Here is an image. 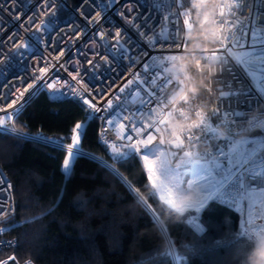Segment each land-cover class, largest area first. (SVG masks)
I'll use <instances>...</instances> for the list:
<instances>
[{"label": "snow or ice", "instance_id": "snow-or-ice-1", "mask_svg": "<svg viewBox=\"0 0 264 264\" xmlns=\"http://www.w3.org/2000/svg\"><path fill=\"white\" fill-rule=\"evenodd\" d=\"M16 3L17 0L0 2V12L12 11L9 5ZM118 3L119 0H108L104 7ZM256 3L264 6V0H256ZM54 4L55 0H42L40 11L27 17L28 26L35 25V31L28 38L34 40V43L29 44L16 33L13 36V48L7 54L3 51V41H0V57L6 55L7 61L10 62L23 59L38 50L36 44L41 42V37L36 34L50 32L56 25ZM152 6L160 12L163 21L172 24L171 28L164 25L159 26L157 30L147 19L142 20V28L141 22H137L135 17L125 19L148 48L155 50L160 47L162 51L159 57L150 56L147 52L142 55L132 54L127 47L129 40L122 32L109 33L102 28L98 29L94 35L102 42L100 46L114 57V62H128L126 76L117 72L116 68H106L105 71L117 72V75L105 76L101 83L110 79L114 85L117 78L124 83L108 93L104 102L100 103L97 98L105 97L104 87L92 92L83 82L79 71L71 77L72 81L80 85L79 88L67 81L61 88H57L60 81L54 76L49 77V62L39 67L31 77L19 76L16 84L9 86L6 92H0V104L6 105L0 107V132L16 135L18 139H33L29 133L15 128L5 129L3 126L6 121H12L14 117L19 118L31 99L40 92L52 90L49 98L57 101L69 98L70 92L71 98L78 99L83 106L86 113L84 122L75 123L70 137L45 136L42 141L46 145L66 151L62 161V172L65 175H70L75 159L89 157L118 176L130 191L139 194V190L134 189L115 168L91 154L84 153L80 147L82 137L86 134V124L92 120H100L103 122L100 131L101 142L111 150L112 158L119 162L138 157L143 163L152 188L156 190L159 199L171 209L183 214L192 209L200 212L210 202L220 200L237 206L241 212L246 211L247 218L242 221L241 231L234 237L245 239L243 255H246L252 247V242L264 236V224L257 223V219L264 221V138H246L244 133L246 129L264 130V110L245 121L247 114L241 109V105L248 104L251 111L252 102L235 70L238 69L246 78H250L258 88L260 96L264 97V31L260 30L264 25H260L255 17L250 19L249 16H243L246 11L251 13L249 0H221L219 3L215 0H152ZM132 11L133 8L129 7L128 12ZM165 12L168 15H165ZM193 12L203 18L202 25H207L204 29V40L216 45L213 48L197 45L199 59L196 58V50L187 51L189 41L180 35L182 30H192L193 22L190 17ZM120 15L124 16L123 13ZM258 15L264 20V14ZM173 16L183 17L184 29L172 22ZM37 18L39 23H36ZM16 19L19 20L20 17L17 16ZM100 19V13L97 12L90 23L98 24ZM144 28H147V31H144ZM76 31L78 29H73V34ZM62 38L63 35L57 40V45ZM111 39L115 42L111 43ZM17 40L19 43L15 42ZM165 46L169 51L167 55L163 54ZM174 49H180L191 56L202 76L205 92H213V82L220 85L219 104L210 109V114L205 112L201 105L193 104V101L198 99L197 88L190 86L194 81L189 77V66L177 63L182 61L184 56L174 53ZM64 55L65 52L61 51L60 56ZM56 59L59 60V57ZM102 59L106 65L109 63L107 56ZM40 60H43L42 56ZM88 63L93 68L89 74V82L104 76L103 72L95 71L97 64L92 60ZM4 64L5 61H0V77L6 79ZM77 66L78 62L72 65L73 69ZM7 67L21 68V65L8 63ZM85 72L88 70L85 69ZM205 72L207 75H204ZM29 79L31 83L28 82ZM204 80L208 83H203ZM21 87L23 90H20ZM26 93H29L27 99ZM241 96L244 97L243 100L239 98ZM262 103L264 99L257 101L256 107L259 108ZM9 109L12 111L9 112ZM192 115L196 119H192ZM245 122L247 128L244 127ZM202 138L211 148L203 154L196 150V145ZM65 140H70L66 148ZM213 141L217 142L213 144ZM178 155L179 159L173 164V159ZM193 191L197 193L195 200L183 198L184 193ZM145 203L147 205V202ZM257 208L259 210H256ZM191 223L196 231H204L196 219ZM7 230L8 226L0 228V234ZM168 255H172V249ZM9 261H16V257L10 256L7 260L0 261V264H9ZM179 261L180 257L177 256L176 264H179Z\"/></svg>", "mask_w": 264, "mask_h": 264}, {"label": "trees", "instance_id": "trees-1", "mask_svg": "<svg viewBox=\"0 0 264 264\" xmlns=\"http://www.w3.org/2000/svg\"><path fill=\"white\" fill-rule=\"evenodd\" d=\"M82 1L68 3L77 7ZM192 19L194 33L188 37V49L204 47L194 12ZM182 61L194 81L190 86L197 88L195 104L210 114L217 105L219 88L213 85L211 94L205 92L191 56ZM85 115L81 103L57 101L42 92L15 120V126L42 137L65 138L75 123L84 122ZM200 147H204L203 139ZM81 148L111 163L139 190L154 213L97 161L77 158L67 178L62 172L65 150L0 132V166L13 182L16 208L12 218L0 224V228H9L3 237L16 243L0 253V261L14 255L33 264H174L168 255L170 248L167 252L161 249L168 239L185 264H240L246 241L234 238L241 231V217L233 209L212 201L199 214L186 211L177 217L154 192L138 157L118 162L107 146L99 144L97 120L87 123ZM195 216L207 227L203 236L190 227Z\"/></svg>", "mask_w": 264, "mask_h": 264}, {"label": "built area", "instance_id": "built-area-1", "mask_svg": "<svg viewBox=\"0 0 264 264\" xmlns=\"http://www.w3.org/2000/svg\"><path fill=\"white\" fill-rule=\"evenodd\" d=\"M0 2H4V0H0ZM107 2L108 0H84L82 4H80L77 7H74L68 3V0H55V4L53 5V7L56 9V18H55L56 25L54 29L50 32L47 33L42 32L36 34L41 37V42L36 44V48L38 50L29 53L23 59H14L10 62L7 61L6 55L4 57H0V61H5L4 67L6 69L5 71L6 79L4 77H0V92H6L9 86L16 84L17 78L19 76L27 75L31 77L39 67L44 66L45 64H48L50 62L51 71L49 73V77L54 76L57 80L60 81V83L57 84V88H61V85L65 81L69 82L70 85L79 88L80 85L77 84L75 81H72L71 78L72 75H76V72L79 71L81 76L83 77V82L89 87V89L92 92H95L97 88L104 87L105 97L97 98L100 103H103L107 94L114 91L115 88H117L118 86H121L124 83V81L117 78L115 80V84L113 85V82L110 79L105 80L103 84L101 83V80H104L105 76L107 77L116 76L117 72H120L126 76L127 72L125 71V69L128 62L127 60H124L119 63H115L114 57L108 52H106V50L103 47L100 46L102 42L99 40L98 36L94 34L97 32L98 29L101 28L103 31L109 33H115L116 31L122 32V34L125 35V38L129 40L127 47H129L130 52L132 54L139 53L142 55L144 52H147L149 53L150 56L159 57L162 51L160 47L158 46L157 49L155 50L148 48L145 45L144 41L142 40L141 36L138 35L137 32L126 23V19H125V18L131 19L135 17L137 22H141L142 28H143V24H142L143 19H147L149 24L152 25L153 27H156L157 30H159V26H164V25L171 28L172 24H169L168 21H163L161 19L160 12L152 6V0H119L118 4L109 5L107 8H105L104 5L107 4ZM215 2L219 3L221 2V0H215ZM228 2H231V0H228ZM41 4H42V0H17V3L15 5H11V4L9 5V8H11L12 11L0 12V41H3L2 47L5 54H7L8 51L13 48V36L16 33H19L20 39L27 41L29 44L35 42L34 40L28 39L30 36H32L33 32L35 31V25L32 24L29 27L28 26L29 22L27 20V17L32 16L35 13H38L40 11ZM129 7L133 8V11L131 13L128 12ZM249 7L251 8V13L246 11L243 13V16H249L250 19L252 17H255L260 25H264V20H261L258 15V14H264V6L258 5L256 3V0H249ZM49 11H51V9ZM173 11H177V10L173 9ZM97 12H99L101 16L99 23L98 24L90 23L92 18L96 16ZM120 13H123L124 16L122 17ZM164 14L168 15L167 12H165ZM17 16L20 17L19 20L16 19ZM43 18L47 19V17H43ZM196 18L199 21L201 27V38L202 41L204 42V47H209V48L216 47L215 44L209 43L208 41L204 40V35H205L204 29L207 27V25H202V20H203L202 17H198L196 15ZM171 19L173 23L179 24L181 29H184L182 16L179 18L173 16ZM36 23H39V18H37ZM73 29H78V31H76L75 34H73ZM260 30L264 31V28H261ZM144 31H147V28H144ZM85 33H87V35H85ZM61 35H63V38L60 39V42L57 45L56 42L61 37ZM180 35L185 37L186 39H188L189 37L187 30H182ZM94 41L95 43H93ZM15 42L19 43V40ZM110 42L114 43L115 41L114 39H111ZM193 50H196V58L199 59L200 53L197 49H187L188 52H192ZM61 51L65 52L64 56H60ZM173 52L176 54H180L184 57L190 56L187 55L185 52L181 51L180 49H174ZM163 54L165 55L169 54L167 46H165V48L163 49ZM41 56L43 57L42 61L40 60ZM104 56L108 57L109 63L107 65L105 64L104 59H102V57ZM56 57H59V60H57ZM145 59H147V57ZM89 60H92L95 64L98 65V67L95 69L96 72L104 73V76H99L96 80H92L91 82H89V74L92 72L93 68L92 65L88 63ZM76 62H78V66L76 69H73L72 65L73 63ZM8 63H11L13 65L19 63L23 71H21V68H15V67L8 68L7 67ZM149 63H151V61H149ZM177 63H183V61H179ZM193 63L195 64L194 61ZM168 66L170 67L171 65ZM106 68H116L117 72L105 71ZM85 69L88 70L87 73L85 72ZM134 70L136 69H129V71H134ZM235 71L239 79L243 81L245 86V91L247 92V95L249 96L252 102L251 111H249L248 104L241 105V109L247 114L246 117L244 118L246 121L247 119H251L253 114H256L259 111L264 110V103L260 104L259 108L256 107L257 101L264 99V97L260 96L258 88L256 87L255 83L250 80V78H246L244 74L241 73L238 69H236ZM217 72H219V66H217ZM204 75H207V73L205 72ZM205 81L208 83L207 80ZM28 82L31 83L32 82L31 79H29ZM93 85H95V87H93ZM213 85H216L218 88L220 87V85L216 84L215 82L212 83V86ZM248 89H251V91H248ZM20 90H23V88L21 87ZM29 91L31 92L32 90ZM45 92L49 95V93H51L52 90L49 89ZM68 95L69 98H61L59 101L68 99L81 103L78 99L71 98L70 92L68 93ZM28 96L29 93H26L25 99H27ZM239 98L241 100L244 99L243 96ZM33 99H31V101ZM219 101L220 98L218 97L217 105L219 104ZM8 102L10 103L11 101ZM29 104L30 103H28V105ZM193 104L196 105L195 100L193 101ZM4 106L6 105L0 104V107H4ZM11 111L12 109H9V112ZM204 111L207 112L206 110ZM191 118L196 119L194 115H192ZM16 119L17 118L14 117L12 121H6L3 127L5 129L15 128L21 132L28 133L18 129L15 126ZM97 122H98V142L102 146H106L104 143L101 142L102 138L100 136V131H101V127L103 126V122L100 120H97ZM244 127L247 128L246 122L244 124ZM1 133H8V132H1ZM246 133L257 134L260 135L262 138H264V130L260 128L252 129L250 131H247ZM29 134L33 139H25V140H31L45 144L44 142H42L43 141L42 136L34 135L31 133ZM109 136H111V134H109ZM216 142L217 141H213L212 143L214 144ZM65 148H66V144H65ZM200 149L201 147L199 141L196 145V150L200 151ZM201 150H204L202 152L204 153L205 151H210L211 148L209 144H207L204 141V147H202ZM83 152L85 153V151ZM178 159L179 157L176 160H174L173 164H175ZM0 173H2V175H0V219H2V222H0V224H2L8 221L9 218H12V216L16 212V208L14 202L13 182L8 178V176L2 170L1 166H0ZM9 185L11 187H9ZM132 187L136 189L133 185ZM130 193L136 201L140 203L146 202L145 198L140 194V192L139 194H137L136 192L130 191ZM215 202L233 209L236 213L239 214L241 218H244V220L247 218V212L239 211L237 206L231 205L228 202H223L220 200H216ZM256 210H259V208H257ZM193 219H196L197 222L203 226L204 231L203 232L196 231L192 223L190 225L191 229L198 236H203L207 231L206 225L198 216L193 217L192 220ZM257 223L264 224V221L257 219ZM8 230L0 234V253L12 249L16 245L15 240L9 237H3L4 234L8 232ZM176 257L177 256L175 254V251L172 248V258L174 259L173 260L174 264H176ZM26 262H31V261L27 260L25 262H21L16 258V261H9V264H26ZM185 263H186L185 260L180 259L179 264H185ZM31 264L33 263L31 262Z\"/></svg>", "mask_w": 264, "mask_h": 264}, {"label": "clouds", "instance_id": "clouds-1", "mask_svg": "<svg viewBox=\"0 0 264 264\" xmlns=\"http://www.w3.org/2000/svg\"><path fill=\"white\" fill-rule=\"evenodd\" d=\"M247 131L250 130L246 129V132ZM220 138H223V130H221ZM196 197L197 193L194 191L186 192L183 195V198L185 200H195ZM173 211L177 215V217L183 215V213L180 211ZM163 223L164 221H161V224ZM170 246H172L174 249V245H172V242L168 239H165L161 244V249L163 252H167ZM240 264H264V236H261L252 242V247L247 251L246 255L243 256L240 261Z\"/></svg>", "mask_w": 264, "mask_h": 264}, {"label": "rangeland", "instance_id": "rangeland-1", "mask_svg": "<svg viewBox=\"0 0 264 264\" xmlns=\"http://www.w3.org/2000/svg\"><path fill=\"white\" fill-rule=\"evenodd\" d=\"M195 17H196V15H195ZM190 19H191V21L193 22V19H192V15H191V17H190ZM188 32V36H190V35H192L193 33H194V22H193V28H192V30L189 32V31H187ZM244 136L247 138V137H251V136H253L252 134H250V133H244ZM255 137H257L256 135H255ZM81 146V145H80ZM97 158H99V160H103V161H105L104 159H102V158H100V157H97ZM76 160V159H75ZM75 160L73 161V165H74V162H75ZM105 162H107V161H105ZM109 165H111L113 168H115L111 163H109V162H107ZM116 169V168H115ZM117 170V169H116ZM118 171V170H117ZM67 177H69V175H66ZM142 203V202H141ZM143 204V206H145L146 208H148V210H149V212H151L152 214L154 213L153 211H151V209H150V207H148V204L146 205V203L145 202H143L142 203ZM170 249H172L173 247L172 246H170L169 247ZM174 260V259H173Z\"/></svg>", "mask_w": 264, "mask_h": 264}, {"label": "crops", "instance_id": "crops-1", "mask_svg": "<svg viewBox=\"0 0 264 264\" xmlns=\"http://www.w3.org/2000/svg\"><path fill=\"white\" fill-rule=\"evenodd\" d=\"M253 136H251V137H255V135L257 136V137H261L260 135H257V134H252ZM186 147H187V145H186ZM198 152H200L201 154H203L202 152L203 151H198ZM182 154V153H181ZM179 157V155L175 158V159H173V161L172 162H174V160H176L177 158ZM146 174H147V172H146ZM148 177V176H147ZM188 177H185V179H187ZM150 182V181H149ZM150 184H151V182H150ZM153 190H154V192L156 193V195L159 197V195L157 194V192H156V190L153 188ZM211 203V202H210ZM187 211H195L194 209H192V210H187ZM203 210H201L200 212H196V213H201ZM174 250V249H173Z\"/></svg>", "mask_w": 264, "mask_h": 264}, {"label": "water", "instance_id": "water-1", "mask_svg": "<svg viewBox=\"0 0 264 264\" xmlns=\"http://www.w3.org/2000/svg\"><path fill=\"white\" fill-rule=\"evenodd\" d=\"M83 1H84V0H83ZM83 1H82L80 4H82ZM85 153H86V152H85ZM91 156H94V155L91 154ZM94 157H96V156H94ZM67 178H68V177H67ZM144 207H145V206H144ZM145 209L148 210V208H146V207H145ZM148 211H149V210H148ZM9 219H11V218H9ZM9 219H8V220H9ZM242 221H244V218H241V219H240V230H241V223H242Z\"/></svg>", "mask_w": 264, "mask_h": 264}]
</instances>
